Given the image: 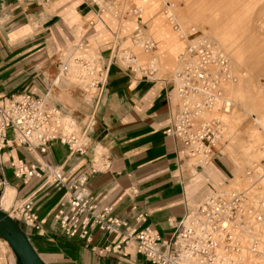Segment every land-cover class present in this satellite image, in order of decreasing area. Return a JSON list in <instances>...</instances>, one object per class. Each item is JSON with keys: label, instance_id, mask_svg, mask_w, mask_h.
<instances>
[{"label": "crops", "instance_id": "1", "mask_svg": "<svg viewBox=\"0 0 264 264\" xmlns=\"http://www.w3.org/2000/svg\"><path fill=\"white\" fill-rule=\"evenodd\" d=\"M106 18L89 0H0V98L31 93L77 122L58 99L68 87L62 83L55 87L52 81L60 80V55L83 43L96 50L107 70L101 104L97 107L91 98L92 109L85 113L81 107L84 116L78 117L81 130L93 118L85 155L71 154L60 143H51L45 153L20 144L0 151V181L6 180L8 188L16 191V200L34 205L41 229L19 225L45 264H151L128 248L113 252L121 242L120 233L92 225L87 237L81 232L72 237L60 228L55 216L61 209L69 210V194L82 175L90 174L86 190L97 214L108 209L109 217L133 229L150 227L169 239L177 223L196 213L223 183H230L235 168L229 157L220 154L198 167L186 156L184 146L165 134L178 113L176 85L169 80L176 57L172 52L160 54V71H151L149 56L137 53L135 47L134 36L142 31L153 38L154 48L146 52L158 50L143 18L136 21L133 37H121L118 24ZM125 52L133 59L131 65L123 58ZM98 146L104 150L107 168L92 174ZM20 161L59 168L66 183L50 184L48 173L28 181L18 179L13 165ZM7 253H0V264H17L16 256Z\"/></svg>", "mask_w": 264, "mask_h": 264}, {"label": "built area", "instance_id": "2", "mask_svg": "<svg viewBox=\"0 0 264 264\" xmlns=\"http://www.w3.org/2000/svg\"><path fill=\"white\" fill-rule=\"evenodd\" d=\"M102 1L105 7L95 0H89L99 13L108 12L107 6L122 4V0ZM175 29L180 31L178 24H175ZM145 47L147 51H152L154 44L148 40ZM187 54L190 61L181 65L173 79L178 97V113L165 134L184 146L189 159L201 160L213 155L221 139L222 121L215 114L227 113L230 106L223 102L216 113L215 108L224 96L222 79H230L231 70L226 55L216 52L215 46L208 40L202 39L196 46L190 44ZM97 75L99 80L96 87L99 93L95 105L99 107L107 80V70L103 65ZM56 108L27 92L0 98V151L20 144L29 151L39 150L45 153L51 143H60L71 154L85 155L90 146V127L83 135L82 142L76 133L66 131ZM210 112L211 117L206 119L205 113ZM13 166L18 179L28 181L48 173L50 184L62 186L66 183L64 174L58 171L59 168H39L22 161ZM91 173H96L94 167ZM252 174L255 173L252 171ZM89 175H82L70 192L69 210L61 209L55 216L60 228L69 236L74 237L81 232V236L85 238L89 234L88 229L92 225H98L106 232L122 235L121 242L112 248L113 252L119 253L128 248L142 255L151 264H224L230 256L241 252L243 234L251 239V250L257 249L261 243L260 235L254 237V231L257 226H264V196L261 178L252 179L254 175L246 179L250 184L247 188L214 192L195 214L174 226V233L169 239L163 238L150 227L133 229L127 223L109 217L108 209L97 214L86 190ZM7 185L6 180L0 181V194ZM20 201L21 204L12 210L20 217L12 219L18 224L23 223L26 227L39 231L41 223L33 203L30 200ZM204 213L210 220L208 228L207 222L201 217ZM225 224H232L236 233L225 227ZM221 249L225 254L220 256L218 251Z\"/></svg>", "mask_w": 264, "mask_h": 264}, {"label": "rangeland", "instance_id": "3", "mask_svg": "<svg viewBox=\"0 0 264 264\" xmlns=\"http://www.w3.org/2000/svg\"><path fill=\"white\" fill-rule=\"evenodd\" d=\"M122 1L128 8L137 6L142 10V14L137 17L126 13L118 20L107 15L106 21L112 23L110 19L113 18L118 24L117 31L121 37H133L131 32L137 28L136 21L139 17L143 18V22L149 26L151 35L158 42V50L146 52L136 36H134L137 40L135 47L137 53L149 56L147 62L151 71H160V54L172 52L176 57V63L169 71L171 73L169 80L174 79L182 55L187 53L190 43L198 39L208 40L217 50H221L220 53L228 57L229 69L232 73L222 88L225 97L232 102V106L228 113L215 114L216 117L222 118L224 138L219 140V146L217 144L212 156L220 154L219 156L229 157L235 167L230 183L226 185L223 183V188L249 187V182L244 179L247 172L255 167L252 171L262 176L261 187L264 196V0ZM175 24L179 25L180 31L174 30ZM142 38V41L153 39L144 34ZM79 44V42L75 43L76 46L72 45L71 49L74 50ZM76 49L78 51L74 60L77 58L79 61L83 59L89 47L81 48L79 45ZM90 49H93L94 53L89 52L88 56L99 55L93 47ZM67 50H64L60 56ZM66 74V72L61 74L59 70L57 77L60 80L57 82L54 78L52 81L55 82V87L60 86V83L68 87L65 89L66 94L63 91L57 94L58 99L63 106L72 111L71 116L80 123L78 117L84 116L81 107L84 108L85 113L87 111L89 113L92 109V105L89 104L91 98L96 97L99 90L94 94L85 87L86 83L84 84L82 79L79 78L77 81L75 78H67ZM75 96H79L81 100H76ZM72 99L77 101L79 106H75ZM96 151L100 154L104 152L102 148ZM10 201L6 199L7 204L3 206L8 212L16 203V197L12 202ZM4 252L15 255L8 243L0 236V253L4 254Z\"/></svg>", "mask_w": 264, "mask_h": 264}, {"label": "bare ground", "instance_id": "4", "mask_svg": "<svg viewBox=\"0 0 264 264\" xmlns=\"http://www.w3.org/2000/svg\"><path fill=\"white\" fill-rule=\"evenodd\" d=\"M95 1H97L102 7H105V3L102 0H95ZM107 9H108V12H110V14L108 12H105L104 14L105 15H111L112 17L117 18V19H122L126 13H129V15L137 16V17L140 14H142V10L139 9L137 6H135V8L130 9L125 5L124 1H122V4H120V5H115V7L107 6ZM106 13H108V14H106ZM166 13H168V12H166ZM142 36H143V33L141 31L139 34L136 35V39L138 41H140L144 50L147 51L146 47H145V43L150 39H146L145 41H142V39H143ZM137 40H136V43H137ZM190 44L193 46H196V45L200 44V41L198 39L196 41H192ZM76 45H73V46H76ZM79 45L81 46V48L82 47L85 48V46L82 43H80ZM76 48L74 50H72L70 47V49L65 51L64 54L62 56H60V64L61 65L59 66V70H60L61 74H64L66 72L67 74L65 77H67V78H69V77H71L73 79L75 78V79H77V81H79V78L82 79L83 83L84 84L86 83L85 87L88 88L91 92H93L95 94L96 91H98L97 87H96V82H97V80H99L97 73L100 72L102 65H103L102 61H101L102 57L100 55L95 56L94 54H91L88 56L87 53H89V52L94 53V50L89 48V50H87L84 53L82 60L77 61V58H75V60H74L75 53H76V51H78ZM220 51L221 50H217V48H216V52L220 53ZM221 54H223V53H221ZM223 55H225V54H223ZM87 57L89 59H87ZM123 58L127 62V64H130L133 61V59H131V55L129 53H126V52L123 54ZM185 61H190V57L188 56V54L185 57H184V55L181 57L178 70L181 68V65H183ZM151 64L154 65L153 63H151ZM230 72L232 73V71H230ZM174 78H175V76H174ZM226 81L227 80L222 79V82H221L222 87ZM222 91L224 92V90H222ZM96 97H94V98L96 99ZM43 100H44V103L49 104L45 99H43ZM223 102L229 103L230 108L228 109L227 113L230 112L232 102H230L225 97V93H224L222 102L219 101V103L217 104V107L215 108L216 109L215 112H218L217 110H219V108L223 105ZM51 106L55 107V108L57 107L54 105H51ZM57 111L59 112L58 115H60L62 118V122H63L64 127L66 128V131L69 133L73 131L74 133H76V135L83 142L84 141L83 135L86 133V130L92 126L93 118L88 119L85 127H83L82 130L80 129V131H79V126H78L77 122H75L73 119L68 117L60 108H58ZM211 115H212V112L205 113V118L206 119L210 118ZM217 118H219L220 120L222 119L221 117H217ZM222 138H224L223 123H222L221 139ZM219 143H220V141H219ZM219 143H218V146H219ZM98 148H102V147H99V146L95 147L94 154H93V156H94L93 157V167L95 168L96 172L104 171L107 168L106 162L104 160V152L102 154H100V152L96 151ZM190 161H192V163L196 166L204 167L209 163L210 158H204L201 160L192 158V159H190ZM254 169H255V167L247 172L244 180H246V179L248 180V178H250L252 175H254L252 179H259L262 177L258 173L252 174V170H254ZM243 184H244V182H243ZM8 187H10V186L7 185L6 188L3 189L2 194L0 195V209L4 213L8 214L11 218H17V217L19 218L20 216L13 213L12 210H13V208H15L16 206L18 207L21 204L20 200H16V203L10 208L9 212L7 210L3 209V206L5 204H7V202H5L6 199H8V200L10 199L11 200L10 202H12L14 197H15V194H16V191L14 189H11ZM244 188H240V189H244ZM6 189H7V191H6ZM217 190H218V192H221V191L229 192V191L233 190V188L228 189L227 187L226 188L221 187L220 189H217ZM193 214H195V213H193ZM201 217H203V220H205L207 222L206 227L207 228L210 227V220H209V217L207 216V214L204 213ZM194 223H196V221ZM225 227H229L232 232L236 233V230L233 229L232 224H225ZM21 229H22V227H21ZM257 235H260V237H261V243L257 247V249H255V250L250 249L249 244L251 243V239L248 236L243 234L242 239H241V241L243 243L241 252L237 255L230 256L229 260L224 262V264H244L245 262H248L250 264H253V263L254 264H264V226L260 225V226H257L255 228L254 237H257ZM6 242L8 243V241H6ZM8 245H9V243H8ZM10 248H11V246H10ZM218 253H220V256H221V255L225 254V251L223 249H221L220 251H218ZM198 264H200V263L198 262Z\"/></svg>", "mask_w": 264, "mask_h": 264}, {"label": "water", "instance_id": "5", "mask_svg": "<svg viewBox=\"0 0 264 264\" xmlns=\"http://www.w3.org/2000/svg\"><path fill=\"white\" fill-rule=\"evenodd\" d=\"M0 236L8 241L20 264H45L20 225L1 209Z\"/></svg>", "mask_w": 264, "mask_h": 264}, {"label": "trees", "instance_id": "6", "mask_svg": "<svg viewBox=\"0 0 264 264\" xmlns=\"http://www.w3.org/2000/svg\"><path fill=\"white\" fill-rule=\"evenodd\" d=\"M17 261H18V260H17ZM18 264H20L19 261H18Z\"/></svg>", "mask_w": 264, "mask_h": 264}]
</instances>
